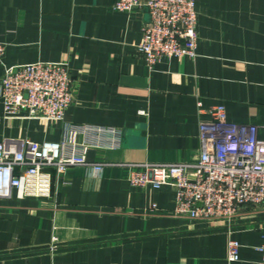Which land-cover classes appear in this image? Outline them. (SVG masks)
Wrapping results in <instances>:
<instances>
[{
    "label": "crops",
    "instance_id": "0c3cea01",
    "mask_svg": "<svg viewBox=\"0 0 264 264\" xmlns=\"http://www.w3.org/2000/svg\"><path fill=\"white\" fill-rule=\"evenodd\" d=\"M116 1L0 0V83L10 66L67 61L75 91L60 122L9 118L0 96V141H60L66 123L118 132L78 136L102 170L53 172L48 198H0V264H261L264 205L212 224L175 214L172 186L127 175L131 164L198 161L200 120L217 104L264 139V0H196L197 56L152 66L139 48L148 9ZM230 237L239 260L228 259Z\"/></svg>",
    "mask_w": 264,
    "mask_h": 264
},
{
    "label": "built area",
    "instance_id": "2783aa9c",
    "mask_svg": "<svg viewBox=\"0 0 264 264\" xmlns=\"http://www.w3.org/2000/svg\"><path fill=\"white\" fill-rule=\"evenodd\" d=\"M146 7L149 20L139 44L150 66L173 56H197L199 34L196 0H117L114 8L130 12ZM6 44L0 41V64ZM0 96L9 118L64 120L75 99L67 61L33 62L7 67ZM200 112L203 111L199 103ZM200 120L201 154L196 162H145L131 164L127 175L134 186L175 189L173 212L215 224H232L247 205H264V139L257 124H238L227 119L226 107L217 104ZM90 135L116 136L106 126L66 123L60 141L31 138L0 141V198H48L53 172L62 176L72 166L102 170L104 162H91ZM155 207V204L153 205ZM242 243L230 237L228 259H240ZM263 253L264 243L259 247Z\"/></svg>",
    "mask_w": 264,
    "mask_h": 264
}]
</instances>
